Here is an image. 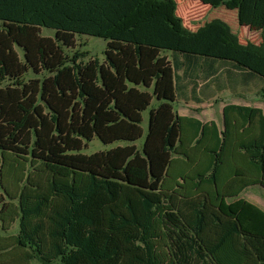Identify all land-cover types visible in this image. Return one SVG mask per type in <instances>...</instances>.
Segmentation results:
<instances>
[{
    "label": "trees",
    "instance_id": "16d2710c",
    "mask_svg": "<svg viewBox=\"0 0 264 264\" xmlns=\"http://www.w3.org/2000/svg\"><path fill=\"white\" fill-rule=\"evenodd\" d=\"M191 1L264 32V0ZM177 11L0 0V264H264V209L240 196L264 187V111L227 104L223 129L179 115L168 55L264 79V42L242 44L218 19L191 31ZM77 37L105 40V61L73 52ZM96 137L119 144L84 153Z\"/></svg>",
    "mask_w": 264,
    "mask_h": 264
},
{
    "label": "rangeland",
    "instance_id": "374dc122",
    "mask_svg": "<svg viewBox=\"0 0 264 264\" xmlns=\"http://www.w3.org/2000/svg\"><path fill=\"white\" fill-rule=\"evenodd\" d=\"M178 3L177 14L183 19L184 26L191 31H197L205 24L213 20H222L229 25L231 31L236 34L242 44L254 43L261 44L264 42V32L251 31L247 27H241L238 22L237 12L230 11L225 7L214 9L203 5L200 2L191 0H176ZM43 36H54V32L43 30ZM107 48L105 40L96 37H77L76 48L73 52L87 51L88 55L85 62L95 58L105 61L104 52ZM173 63H176V74L180 84H189L194 90L190 100L181 102L176 108L180 112L182 109L192 112L189 109L201 108L200 116L204 119H221V107L225 102L247 103L264 108V79L259 76H248L247 71L239 68L233 62H224L221 60L204 58L201 56H183L180 54L168 53ZM213 63L214 66H208ZM217 66H220L217 67ZM27 80H35L37 77L33 73L27 75ZM209 81V83H207ZM244 81L247 83L245 84ZM188 85V87H189ZM182 100V98H181ZM157 101L153 100V105ZM177 105V103L175 104ZM144 136L139 140L141 146L148 131L149 110L143 112ZM199 115V114H198ZM119 143L104 144L97 137L89 143L88 147L83 150L84 153L91 154L96 151L108 150ZM1 178V175H0ZM7 180H10L7 178ZM6 183V179L4 178ZM14 188V185H10ZM0 194L3 191L0 187ZM245 199L259 205L264 209V188L257 185L247 189L241 195ZM5 197V196H4ZM5 199L16 207L17 199ZM18 222H13L8 229L7 234L16 233ZM32 264H40L33 261Z\"/></svg>",
    "mask_w": 264,
    "mask_h": 264
},
{
    "label": "crops",
    "instance_id": "0c3cea01",
    "mask_svg": "<svg viewBox=\"0 0 264 264\" xmlns=\"http://www.w3.org/2000/svg\"><path fill=\"white\" fill-rule=\"evenodd\" d=\"M214 66L213 63H211L208 67L209 68H212ZM220 68V66H217ZM209 83V81L207 82ZM245 84H247L245 81H244ZM177 84V105L176 107L181 103V102H186L188 100H190V97L195 93L193 88L191 87V85L189 84H180L179 80H177L176 82ZM189 85V87H188ZM182 98V100H181ZM227 104H236V105H242V106H252V107H259L261 109H263L264 111V108H262L261 106H255V105H251V104H247V103H240V102H225L222 107H221V119H216V118H212V119H207V120H204L201 116H200V111H201V108H192V109H189L191 110L192 112H188V111H185L186 109H182V111L178 112L179 115H182V116H189V117H195L197 119H200L201 121L203 122H210V121H215L217 123V125L219 126L220 129H223L224 128V108ZM177 110V108H176ZM199 114V115H198ZM257 186V185H256ZM260 186V185H259ZM253 186H250V187H247L243 192H245L247 189L251 188ZM262 187V186H261ZM264 188V187H263ZM242 192V193H243ZM241 193V195H242ZM240 195V196H241ZM242 197V196H241ZM244 198V197H243Z\"/></svg>",
    "mask_w": 264,
    "mask_h": 264
}]
</instances>
